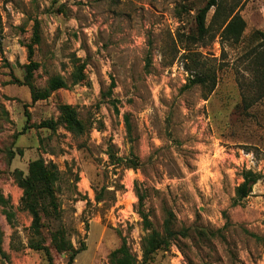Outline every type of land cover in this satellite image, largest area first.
Masks as SVG:
<instances>
[{
    "label": "rangeland",
    "instance_id": "rangeland-1",
    "mask_svg": "<svg viewBox=\"0 0 264 264\" xmlns=\"http://www.w3.org/2000/svg\"><path fill=\"white\" fill-rule=\"evenodd\" d=\"M208 1L0 0V194L14 212L10 219L0 203V264H66L68 254L52 243L61 228L74 247L85 244L72 264H111L123 237L141 260L147 232L138 192L154 228L163 231L171 211L180 232L151 264H264V97L251 64L264 48L256 33L264 32V0H220L219 16L212 23L213 6L209 33L199 39L196 15ZM232 11L247 24L239 41L221 36ZM29 45L39 63L35 87L57 75L69 84L36 102L25 77ZM189 50L217 70L208 96L200 84L185 87ZM76 64L86 78L73 85ZM65 103L76 107L85 134L39 126L58 120ZM110 150L137 156L139 168L113 163ZM40 157L60 171L61 216H47L41 230L50 254L31 245L38 235L15 177ZM245 169L262 178L233 205Z\"/></svg>",
    "mask_w": 264,
    "mask_h": 264
},
{
    "label": "trees",
    "instance_id": "trees-1",
    "mask_svg": "<svg viewBox=\"0 0 264 264\" xmlns=\"http://www.w3.org/2000/svg\"><path fill=\"white\" fill-rule=\"evenodd\" d=\"M221 5L220 0H209L207 4L198 11L196 15V22L199 39H204L209 33L210 29L207 25V14L209 10L213 6L217 7L213 16V23L220 14ZM246 25L244 17L239 12L232 11V13H229L223 18L220 24L222 29L221 36L226 40L239 41L243 36ZM39 26V22L36 23L34 34L36 43L40 41ZM256 33L260 36L262 42H264V32L257 31ZM191 53L192 52L189 50L188 53L185 54V57H189L194 63L192 74L188 78V82L185 87L191 88L194 85L200 84L204 88L206 96H208V94L214 91L217 85V70L212 64L189 56ZM33 55L34 48L32 45H29L30 62L25 65V77L26 84L31 87L33 102L48 98L51 93L57 89L68 87L69 84L67 80L61 75L52 77L49 80L48 86L45 88L35 87L32 80L34 72L39 68V63L32 59ZM251 64L253 67L252 70L255 85L261 91L258 97L262 98L264 97V48L260 51H255L254 55L251 56ZM75 66L76 68L72 73L73 85L84 81L86 78L84 65L76 64ZM115 101L116 100L112 99L111 103L114 105V108L118 110ZM26 115L27 120L30 121L31 116L29 112H27ZM125 120L128 131L131 132V124L128 115L125 116ZM60 124L64 125L66 129L77 135L85 134L88 131V126L79 117L76 107L72 104H61L59 119L46 120L39 126L56 130L57 126ZM108 154L112 160L115 159L113 163L125 161L129 168H139V159L137 156L132 155L129 158H123L117 156L113 150H110ZM15 177L20 187L24 190L22 197V209L29 211L32 215L33 223L31 228L33 233L38 235L37 239L33 241L31 245L36 249H45L50 254L49 248L44 244L41 230L44 226H46L44 219L47 216H61V203L59 202L57 195V185L60 180V171L58 166L53 162H46L43 157H40L30 162L28 173H24L22 170L18 169L15 172ZM242 177V182L236 187V196L234 197L233 205L243 203V201L251 194L254 185L262 178V175L252 169H245L242 173ZM137 196L139 197L138 212L142 217L143 229L147 232L143 236L141 243L143 258L141 260L138 259L137 255L133 253L132 249L129 247L126 238L123 237L121 244L110 253L111 264H151L155 253L160 249L168 248L172 241L178 238L180 233L173 227L175 218L171 211H167V215L163 223V231L154 228L153 222L149 218V214L143 209L144 195L138 192ZM99 199H101V197H99ZM0 203L6 206L5 211L9 218L12 219L14 212L9 210V201L2 194H0ZM225 215L227 225L229 224V217L226 212ZM181 232L185 235V232ZM217 233L218 231H212L211 235L215 236ZM253 235L260 239L256 234ZM52 243L58 251L66 252L68 254L69 259L66 264H72L77 254L85 249V244H83L80 248L74 247L71 240L66 238V230L64 228L58 229L56 232H52ZM4 253L2 240L0 238V254Z\"/></svg>",
    "mask_w": 264,
    "mask_h": 264
}]
</instances>
